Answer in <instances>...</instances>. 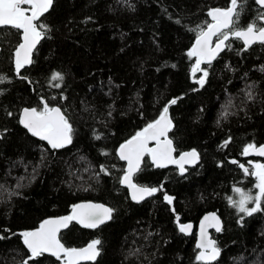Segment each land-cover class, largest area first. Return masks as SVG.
Here are the masks:
<instances>
[{"label": "trees", "instance_id": "obj_1", "mask_svg": "<svg viewBox=\"0 0 264 264\" xmlns=\"http://www.w3.org/2000/svg\"><path fill=\"white\" fill-rule=\"evenodd\" d=\"M241 3L238 28L264 12L255 0ZM229 6L230 0H54L41 18L47 28L33 63L19 75L21 32L0 29V264H23L29 252L20 231L83 200L113 209L98 228L73 221L61 231L67 247L101 241L96 261L85 264H202L195 232L180 228L209 210L224 223L213 234L220 255L212 264H264V211L247 216L230 202L239 199L236 187L258 192L255 176L240 165L251 173L255 161L264 163L243 154L247 145L264 143V45L245 51L231 38V49L201 66L208 71L202 87V73H192L196 58L187 55L199 27L211 22L208 11ZM56 72L62 82L51 79ZM42 97L72 124L64 148L52 149L19 123L23 108H42ZM173 99L176 152L196 149L200 162L181 174L175 166L157 168L146 155L134 180L162 191L136 202L121 183L126 163L118 148ZM36 264L60 262L45 254Z\"/></svg>", "mask_w": 264, "mask_h": 264}, {"label": "snow or ice", "instance_id": "obj_2", "mask_svg": "<svg viewBox=\"0 0 264 264\" xmlns=\"http://www.w3.org/2000/svg\"><path fill=\"white\" fill-rule=\"evenodd\" d=\"M54 0H0V29L10 28L21 32L22 42H20L14 53L15 72L20 74L22 68L33 63V52L37 44L44 37V29L47 28L41 18L52 8ZM260 8L264 9V0H255ZM27 5V7H25ZM242 11L241 0H230V6L226 9H210L207 15L211 22H206V26L199 27L194 45L188 51L189 57H195V64L192 68L193 76L202 73V78L197 83L202 87L205 78L208 76L206 68L201 66L212 62L226 48L231 49V44L227 43L231 38L243 42L246 51L254 44L264 45V12L257 15L256 20L249 23L244 28L236 27ZM257 21L260 23L258 24ZM39 22V23H38ZM215 38V43L213 40ZM0 77V83L4 81ZM53 81H63L61 73L52 74ZM60 87V84H56ZM252 98L251 92L248 93ZM66 99V97H65ZM175 99L171 100L163 109L159 117L148 123L142 130L138 131L132 138L128 139L119 148V159L127 162V169L122 177L121 183L131 189L133 200H143L145 197L153 196L160 188L140 186L133 182V177L141 171V164L146 155L150 156L151 162L157 168L167 167L168 164L179 165L181 174L186 170L184 165L195 163L199 160V154L195 149L180 155L179 159L173 156L176 151L173 141L168 137V133L173 128L172 119L169 116V107L175 104ZM42 108H24L21 113L19 123L31 135L39 137L51 146L52 149H61L72 143L73 127L64 111L60 107H50L48 102L41 98ZM227 113H225L226 115ZM12 115L11 112L8 113ZM6 131V130H5ZM2 138V137H0ZM99 139L100 137H96ZM154 142L153 147H149ZM227 144V141L225 142ZM256 154L264 157V146L257 147L249 144L243 149L244 155ZM236 163V161H233ZM246 175H253L257 183L256 195L251 192L236 187L234 191L238 194V200H231L233 207L240 213L252 216L254 213L264 211L262 201H264V163H256L253 170L240 165ZM101 171L108 174L107 169L101 166ZM164 199L171 204L173 197L165 195ZM254 206L249 208L248 205ZM113 209L102 204L82 203L73 206L72 213L68 216L47 219L39 227L32 231L20 233L22 242L29 252V256L23 264L32 261L36 264L37 259L49 254L55 257L60 264H85V262H95L100 255L99 239L92 240L83 248L67 247L62 243L61 230L67 229L73 221L84 228L94 229L105 224L112 218ZM213 227L217 232L221 231V222L215 214L206 216L200 228V242L197 248L200 250L196 259L202 264H212L220 255V249L216 246L207 233V228ZM191 225L181 226V232H187ZM0 239H5L0 236Z\"/></svg>", "mask_w": 264, "mask_h": 264}, {"label": "water", "instance_id": "obj_3", "mask_svg": "<svg viewBox=\"0 0 264 264\" xmlns=\"http://www.w3.org/2000/svg\"><path fill=\"white\" fill-rule=\"evenodd\" d=\"M25 7H27V5L25 6ZM228 8V7H227ZM221 9H226V8H221ZM20 42H22V34H21V40H20ZM19 42V43H20ZM213 43H215V38H214V40H213ZM39 44V43H38ZM38 44H37V46H38ZM194 45V44H193ZM37 46H36V48H37ZM35 51V50H34ZM33 54H34V52H33ZM32 59H33V56H32ZM29 65H27V66H25L24 68H26V67H28ZM24 68H22V69H24ZM21 69V70H22ZM169 104V103H168ZM167 104V105H168ZM54 107H58V106H54ZM25 108H33V107H25ZM24 109V108H23ZM22 109V110H23ZM62 110V109H61ZM21 113H22V111H21ZM21 113H20V118H21ZM169 116H170V118L172 119V117H171V113H170V107H169ZM159 117V116H158ZM156 120V119H155ZM172 122H173V119H172ZM145 127V126H144ZM143 127V128H144ZM142 128V129H143ZM173 128H174V122H173ZM172 128V129H173ZM171 132V131H170ZM170 132L168 133V137L173 141V139L171 138V136H170ZM133 137V136H132ZM132 137H130V138H132ZM129 138V139H130ZM128 140V139H127ZM127 140H125L123 143H125ZM47 142V141H46ZM122 143V144H123ZM121 144V145H122ZM120 145V146H121ZM120 146H119V148H120ZM154 146V142L153 143H150L149 144V147H153ZM173 146L175 147V144H174V141H173ZM257 147H260V146H264V143H262V144H259V145H256ZM119 148H118V150H119ZM176 149V148H175ZM191 150H193V149H189V150H184V151H181L180 153H177L176 151L173 153V156L176 158V159H179V157H180V155L181 154H183V153H186V152H190ZM196 150V149H195ZM197 151V153L199 154V160L198 161H196L195 163H190V164H185L184 165V167H185V169L187 170V167H190V166H195L196 164H198L199 162H200V159H201V156H200V153H199V151L198 150H196ZM119 152V151H118ZM248 156H250V157H262V156H259V155H256V154H249ZM145 158V157H144ZM144 160V159H143ZM125 163H126V169H127V162L126 161H124ZM143 163V162H142ZM141 166H142V164H141ZM169 166H175V167H177V169L180 171V168H179V165H177V164H168V166L167 167H169ZM186 170L184 171V173L186 172ZM126 171V170H125ZM124 175V174H123ZM133 182L134 183H136L135 182V180H134V177H133ZM123 184V183H122ZM136 184H138V185H140V186H144V185H141V184H139V183H136ZM123 186L124 187H126L127 189H128V191H129V194H130V196H131V189H129L126 185H124L123 184ZM147 187H151V186H147ZM149 197H151V196H149ZM149 197H145L143 200H139V201H137V200H134V201H136V202H141V201H144L145 199H147V198H149ZM82 203H94V204H102V205H104L105 207H108V208H111L108 204H106V203H104V202H101V201H93V200H83V201H80V202H78V203H76L75 205H78V204H82ZM74 205V206H75ZM72 213V210L70 211V213H68V214H65V215H57V216H51V217H48V218H45L44 220H42V222L43 221H45V220H47V219H53V218H60V217H64V216H68V215H70ZM213 214H215L217 217H219V219H220V222H221V230H222V228H223V226H224V223H223V219H222V217L219 215V213L217 212V211H214V210H209V211H207V212H205L201 217H200V219H199V221H198V223H197V225H195L194 223H192V222H185V223H183V224H181V226H187V225H191V228L187 231V233H192L194 230H195V227H196V246H197V244L200 242V228H201V225L204 223V218L206 217V216H210V215H213ZM109 221V220H108ZM41 222V223H42ZM40 223V224H41ZM39 224V225H40ZM71 224V223H70ZM69 224V225H70ZM39 225L37 226V227H35V228H33V229H31V230H29V231H32V230H35V229H37L38 227H39ZM63 230H65V229H62L61 231H63ZM24 231H26V230H24ZM24 231H20V233H22V232H24ZM212 231H215V232H217L216 231V229L215 228H213V227H209V228H207V233H208V236L213 240V241H215V243H216V239L212 236ZM220 232V231H219ZM218 233V232H217ZM91 242V241H90ZM90 242H88V243H90ZM63 243V242H62ZM87 243V244H88ZM87 244H85V245H83V246H79V247H75V248H83V247H86L87 246ZM217 246V245H216ZM218 247V246H217ZM198 249V248H197ZM199 250V249H198ZM200 251V250H199Z\"/></svg>", "mask_w": 264, "mask_h": 264}, {"label": "flooded vegetation", "instance_id": "obj_4", "mask_svg": "<svg viewBox=\"0 0 264 264\" xmlns=\"http://www.w3.org/2000/svg\"><path fill=\"white\" fill-rule=\"evenodd\" d=\"M177 168V167H176ZM197 225V224H196ZM193 232H195V237H196V227H195V230L193 231ZM187 233V232H186ZM215 233V231H212V236H213V234ZM217 233V232H216ZM199 251V250H198Z\"/></svg>", "mask_w": 264, "mask_h": 264}, {"label": "rangeland", "instance_id": "obj_5", "mask_svg": "<svg viewBox=\"0 0 264 264\" xmlns=\"http://www.w3.org/2000/svg\"><path fill=\"white\" fill-rule=\"evenodd\" d=\"M256 163H261V162H259V161H255L254 164H256ZM257 193H258V192H257Z\"/></svg>", "mask_w": 264, "mask_h": 264}]
</instances>
